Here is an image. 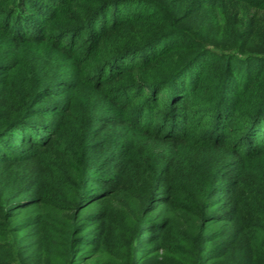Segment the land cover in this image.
I'll return each mask as SVG.
<instances>
[{
  "label": "trees",
  "instance_id": "obj_1",
  "mask_svg": "<svg viewBox=\"0 0 264 264\" xmlns=\"http://www.w3.org/2000/svg\"><path fill=\"white\" fill-rule=\"evenodd\" d=\"M209 1L182 11V2L147 9L136 4L144 0H0V240L22 236L34 212L64 256L91 264L90 251L73 256L97 222L84 212L127 188L143 193L145 217L165 208L176 220L151 222L161 238L142 250L143 264H264L250 240L238 244L235 263V243L210 249L219 237L208 231L221 222L216 198L230 197L238 209L253 162L264 165V0H212L221 27ZM189 20L200 30L183 25ZM178 36L188 42H173ZM81 91L103 95L117 113L92 115ZM119 128L131 139L108 140ZM143 142L192 148L200 168L178 187L174 163ZM225 155L240 173L224 181ZM29 163L53 181L51 194L30 198L22 178H11Z\"/></svg>",
  "mask_w": 264,
  "mask_h": 264
},
{
  "label": "rangeland",
  "instance_id": "obj_2",
  "mask_svg": "<svg viewBox=\"0 0 264 264\" xmlns=\"http://www.w3.org/2000/svg\"><path fill=\"white\" fill-rule=\"evenodd\" d=\"M144 1L146 4L140 2L139 4L136 3L137 6H146L147 9L154 7L166 8L167 6L175 8L182 2V11H184L188 7L199 9L200 2L202 3L203 0H200V2L197 0L193 5H190L189 2H183V0H152L155 6L149 4L150 0ZM208 7L213 10L215 9L211 19L214 17L216 19L212 23H217L216 25L221 27L224 19L220 13L222 11L220 5H213L212 0H210L207 4ZM198 24L199 22H191L189 20L184 22L183 25H191L192 29L197 28L200 30ZM219 39L221 40V38ZM177 41L179 43L188 42L187 39H181L179 36L173 39V42L177 43ZM80 93L83 98L90 97L92 100L93 107L96 109L92 115H112L117 113L114 106L110 102H107L106 97L104 98L103 95L99 93L87 94L85 91H81ZM154 127H157V125ZM119 135L131 139L132 132L122 130L121 128H119L117 133L112 131L106 132L108 140L117 139ZM96 140L97 137L94 138V141ZM139 141L144 140L140 138ZM142 144L146 146V150L152 151L154 154H165L174 163V183L178 187L182 181V177H184L183 175H188V172L192 171L193 168H200L199 159L196 157V152L192 148L183 147L179 151H175L172 148L165 149L160 146L145 144V142ZM204 157L208 159L209 157H214V154H204L202 161L207 160ZM223 159L228 161L226 164L228 169L220 172L219 176L224 181L230 177H236L240 173L239 166L236 165L233 167V160L229 156L225 155ZM261 162L262 160L253 162V168H257ZM253 168L249 172L250 179L246 186L249 196L241 200L242 202L238 209L236 203L232 201V198L224 195L218 196L214 202V211L217 214L218 221L221 222L210 225L208 229L210 234L219 237L218 240L210 244V249H214L216 245H219V243L225 240H229L230 243H235L233 248L236 250L233 259L234 263L240 258L238 244L245 240H250L261 252H264V217L259 218L252 211L247 210L249 208H259L264 212V165H261L257 169ZM11 178L14 181H19L22 178V181H24V189L26 190L25 195L30 198H33L37 192L51 194L54 191L52 188V186H55L52 183L53 181L48 180L44 176L38 169L36 163L15 167L12 170ZM229 187H232L230 183L224 186V188ZM113 188L114 186L111 185L108 189L113 191ZM128 191L129 189L126 188L124 193L121 192V197L118 200L110 199L99 201L95 204L91 203L92 205L86 209L84 213L92 212L94 216L92 221L97 222L91 223L95 227L88 231V235L91 237L86 238V241H84L85 244L78 246L74 250V257L80 253L90 251V255L96 256V259L91 264H129L131 261H135L134 258L139 259L136 261L138 264H143L144 259L140 258L143 256L142 250L157 244L158 238H161L157 230L150 228L153 224L151 222L153 220L154 222L156 220L159 222H170V220H173V224H176L175 218H170L169 210H165V208H160L154 214L145 217L143 212L148 213L150 210H147L148 208H145L141 202L143 193L132 190L131 194H129ZM162 194L157 193L155 200L157 201ZM36 215L37 213H31L30 217H34V219L29 222L25 232L21 234L22 236L12 237V239L10 236L0 240L1 246L8 245L7 248L0 249V264H66L65 260H68L67 264H79L76 258L69 260L68 257L64 256L65 252L62 250V246L53 240L56 238L53 236L51 228H49L50 226L44 223L41 226L35 225ZM98 219H103V222H98ZM95 236H97V241L94 242ZM75 239L71 238L72 245ZM78 239L82 241L81 239L83 238L79 237ZM73 248L75 247L73 246ZM45 253L47 258L43 260L41 258ZM4 254H8V256L4 257ZM4 260L6 261L5 263H3ZM13 260L15 262H12Z\"/></svg>",
  "mask_w": 264,
  "mask_h": 264
}]
</instances>
